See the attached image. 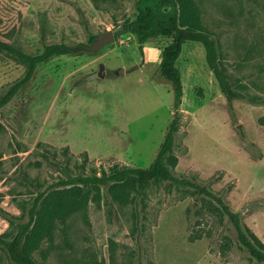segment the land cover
Instances as JSON below:
<instances>
[{"label": "rangeland", "instance_id": "1", "mask_svg": "<svg viewBox=\"0 0 264 264\" xmlns=\"http://www.w3.org/2000/svg\"><path fill=\"white\" fill-rule=\"evenodd\" d=\"M136 2L0 0V39L33 55L54 43L90 44L133 20ZM196 4L232 90L244 97L229 103L203 46L184 43L177 61L183 97L172 174L212 192L264 245V0ZM169 42L161 37L140 45L125 33L96 53L53 57L0 108V236L10 237L26 220L34 188L24 173L42 185L62 175L40 158L45 148L62 164L67 148L74 171L82 163L86 171L100 172L153 161L173 114L171 84L159 75ZM24 72L23 63L0 52V94ZM195 190L152 182L134 202L119 205L103 189L99 203L57 225L33 254L36 263L263 264L239 244L220 205ZM0 264H13L1 246Z\"/></svg>", "mask_w": 264, "mask_h": 264}, {"label": "trees", "instance_id": "2", "mask_svg": "<svg viewBox=\"0 0 264 264\" xmlns=\"http://www.w3.org/2000/svg\"><path fill=\"white\" fill-rule=\"evenodd\" d=\"M136 9V17L125 21L121 26L126 34L133 35L140 45L161 37L170 38V42L161 51L159 75L171 84L174 95L173 114L156 156L147 167L114 166L109 171L98 172L94 169L86 171L85 163H82L77 164L74 171L69 166V159L73 158V155L67 148L63 150V155L67 156L63 164L57 162L56 156H50L45 148L40 152V158L52 163L62 175L42 185L36 179L29 178L28 173H24L25 181L34 188V196L25 206L26 220L16 225L15 232L10 237L6 234L1 235L0 246L6 250L13 264H37L33 254L44 242L52 239L57 225L66 224L78 212H86L90 202L99 203L103 189L112 203L126 205L134 202L136 195L142 196L150 183L167 181L192 185L196 188L197 196L213 198L234 227L239 244L255 261L264 264V245L244 229L239 213L232 211L212 192L176 178L172 174V168L177 165V158L171 153L175 134L179 129L183 97L182 76L177 61L184 43L196 42L203 46L206 63L213 71L229 103L233 99L244 97L230 86L219 61L217 44L202 23L196 0H137ZM93 39L94 37L90 39L91 42ZM81 51L83 50L64 43H54L33 55L0 39V52L11 55L25 65L24 75L0 94V108L9 103L27 85L39 64L56 56ZM249 100L256 101L252 97ZM84 156L88 159L87 154ZM35 165L41 166L40 162H35ZM1 213L3 211L0 209Z\"/></svg>", "mask_w": 264, "mask_h": 264}, {"label": "water", "instance_id": "3", "mask_svg": "<svg viewBox=\"0 0 264 264\" xmlns=\"http://www.w3.org/2000/svg\"><path fill=\"white\" fill-rule=\"evenodd\" d=\"M125 34L123 28L108 30L105 33L98 34L90 44H81L77 46L78 49L96 53L103 49L106 45L112 44L117 36Z\"/></svg>", "mask_w": 264, "mask_h": 264}]
</instances>
